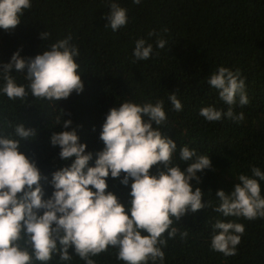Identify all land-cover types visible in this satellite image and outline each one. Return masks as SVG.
Returning a JSON list of instances; mask_svg holds the SVG:
<instances>
[{"label":"trees","instance_id":"obj_1","mask_svg":"<svg viewBox=\"0 0 264 264\" xmlns=\"http://www.w3.org/2000/svg\"><path fill=\"white\" fill-rule=\"evenodd\" d=\"M112 2L127 9L128 22L116 32L106 27ZM30 4L15 29H0V71L17 51L22 58H34L71 36L70 44L79 52L75 60L84 85L82 93L73 92L60 101L35 98L30 92L23 100H11L0 92V135L14 136L19 123L37 133L22 141L19 150L47 178L40 181L45 199L54 191L52 173L72 163L61 160L59 146L50 144L53 133L75 130L79 142L87 145L86 153L93 154L91 167L96 153L104 148L100 134L110 109L123 102L142 105L162 100L167 122L159 130L177 144L174 163L185 166L179 160L184 146L199 155L207 154L212 162V169L197 173L199 184L191 181L194 189L203 191L202 202H211L212 207L189 211L178 221L173 218L172 227L178 232L171 239L167 232L163 234V264H264V218L224 217L213 210L219 204L218 190L231 192L242 174L255 178L253 167L264 172V0H141L139 5L133 0H30ZM43 32L50 34L47 39L40 38ZM150 32L155 35L150 37ZM158 38L167 41L164 49L157 47ZM139 39L153 46L148 60L137 61L133 56ZM219 67L239 70L245 80L249 103L241 106L237 97L231 106L235 115L244 114L243 121L223 117L208 122L199 114L207 106L224 112L230 107L207 83ZM25 74L26 70L12 69L18 86L27 85ZM3 84L0 76V88ZM172 93L181 101V111L174 110L169 100ZM57 118L72 124L64 129L57 125ZM159 170L157 165L150 171L156 175ZM122 179L123 175L118 179L109 175L107 191L127 208L132 181L124 186ZM258 183L264 198V180L258 179ZM217 220L244 225L235 256L211 250L212 226ZM185 231L188 235L182 239L180 233ZM116 252L110 247L91 258L95 264H124ZM69 254V262H61L56 255L47 264H85L74 248Z\"/></svg>","mask_w":264,"mask_h":264},{"label":"clouds","instance_id":"obj_2","mask_svg":"<svg viewBox=\"0 0 264 264\" xmlns=\"http://www.w3.org/2000/svg\"><path fill=\"white\" fill-rule=\"evenodd\" d=\"M133 3L139 5L141 0ZM30 7V0H0V29H15ZM105 18L106 27L116 32L128 22L127 9L112 2ZM49 35L43 32L40 38L44 40ZM148 35L151 37L155 32ZM71 39L68 36L57 41L50 50L34 58L25 59L19 51L14 53L10 63L0 71L4 81L0 92L11 100H23L30 92L32 97L48 101L67 99L73 92L82 93L80 65L75 60L79 52L70 44ZM166 43L162 38L156 41L159 49H164ZM152 54V44L144 39L136 41L133 56L137 61L148 60ZM13 68L17 72L26 70V86L17 85ZM207 83L218 90L220 99L230 107L226 112L213 106L203 107L200 116L208 122L223 117L243 121L244 114L235 115L231 107L237 97L241 106L249 103L240 71L219 67ZM169 100L175 111L182 110L176 93ZM166 122L162 100L142 105L123 102L118 108L110 109L100 134L104 148L96 153L95 165L91 167L93 154L86 153L87 145L79 142L75 130L53 133L50 144L59 146L61 160L72 163L52 173L50 183L54 191L48 199L40 183L47 178L19 150L22 141L36 137V131L19 123L14 136L0 135V264H36L37 261L47 264L56 255L61 262H69L70 248H74L75 255L85 264H95L91 257L107 252L110 247L117 250L116 258L124 264L149 261L163 264L162 248L166 246L163 234L167 232L171 239L178 232L172 227L173 218L178 221L189 211L195 213L212 207L211 202H202L203 191L191 184L193 180L197 184L201 182L197 173L212 169L209 156L184 146L179 150V160L185 166L174 163L177 144L159 130ZM56 123L68 129L72 121L57 118ZM157 165L162 170L153 175L150 170ZM251 171L255 178L242 174L231 192H216L219 204L213 208L215 212L247 220L264 218V198L258 183V179L264 180V172L255 167ZM109 175L113 179L123 175L120 182L124 186L132 181L129 207L107 191ZM212 228L211 250L226 257L235 256L245 232L244 225L217 220ZM180 235L183 239L188 233Z\"/></svg>","mask_w":264,"mask_h":264}]
</instances>
